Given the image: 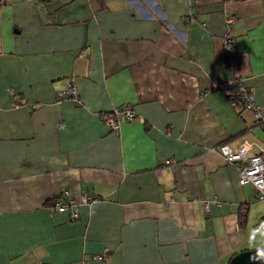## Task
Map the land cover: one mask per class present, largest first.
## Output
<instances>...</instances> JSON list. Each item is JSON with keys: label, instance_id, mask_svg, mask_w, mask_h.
<instances>
[{"label": "crops", "instance_id": "0c3cea01", "mask_svg": "<svg viewBox=\"0 0 264 264\" xmlns=\"http://www.w3.org/2000/svg\"><path fill=\"white\" fill-rule=\"evenodd\" d=\"M235 74L264 111V0H0V264H227L260 247L264 200L212 149L264 145L214 87ZM70 76L81 104L55 100ZM123 104L136 115L112 131ZM83 194L76 219L49 212Z\"/></svg>", "mask_w": 264, "mask_h": 264}, {"label": "built area", "instance_id": "2783aa9c", "mask_svg": "<svg viewBox=\"0 0 264 264\" xmlns=\"http://www.w3.org/2000/svg\"><path fill=\"white\" fill-rule=\"evenodd\" d=\"M227 21H230V19L228 18ZM222 42L223 53L225 55L231 54L234 51V38L230 35L228 27L224 30ZM245 79L243 74H235L229 79L214 84V87L224 91L232 89L233 94L242 102L243 108L252 112L254 123L264 129V111L255 101L254 93L246 84ZM55 100H71L74 104H81L78 88L72 76L68 77L64 87L55 91ZM135 115L136 112L131 104H123L104 114L102 121L110 130L116 132L122 123L131 120ZM212 149L217 151L226 163L237 167L240 184L251 185L256 199L264 200V145L244 139L235 149H232L227 142H221ZM251 150L252 152H250ZM66 194L67 191H65ZM92 200L93 197L90 194H83L78 201L73 199L64 201L56 198L48 208L50 213L55 210L65 211L69 210L75 203L86 204ZM214 204L220 205L221 202L217 198L203 201V207L207 211ZM69 212L70 219L74 220L78 217L76 209H70ZM255 229L257 233L264 236V218L256 224ZM92 258L100 259L102 256L93 255Z\"/></svg>", "mask_w": 264, "mask_h": 264}, {"label": "water", "instance_id": "95a60500", "mask_svg": "<svg viewBox=\"0 0 264 264\" xmlns=\"http://www.w3.org/2000/svg\"><path fill=\"white\" fill-rule=\"evenodd\" d=\"M264 246L244 249L234 254L227 264H264Z\"/></svg>", "mask_w": 264, "mask_h": 264}, {"label": "trees", "instance_id": "16d2710c", "mask_svg": "<svg viewBox=\"0 0 264 264\" xmlns=\"http://www.w3.org/2000/svg\"><path fill=\"white\" fill-rule=\"evenodd\" d=\"M234 98H231L232 100H234V99H236V104H240L241 105V109H239V111H241L242 109H244L243 108V104H242V102L234 95L233 96ZM237 100H238V102H237ZM56 198H53V199H51V200H49L48 202H47V204H51L54 200H55ZM102 256V255H101Z\"/></svg>", "mask_w": 264, "mask_h": 264}, {"label": "rangeland", "instance_id": "374dc122", "mask_svg": "<svg viewBox=\"0 0 264 264\" xmlns=\"http://www.w3.org/2000/svg\"><path fill=\"white\" fill-rule=\"evenodd\" d=\"M259 236V246H264V236L258 235Z\"/></svg>", "mask_w": 264, "mask_h": 264}, {"label": "clouds", "instance_id": "9594fccd", "mask_svg": "<svg viewBox=\"0 0 264 264\" xmlns=\"http://www.w3.org/2000/svg\"><path fill=\"white\" fill-rule=\"evenodd\" d=\"M261 258H264V256H262Z\"/></svg>", "mask_w": 264, "mask_h": 264}]
</instances>
